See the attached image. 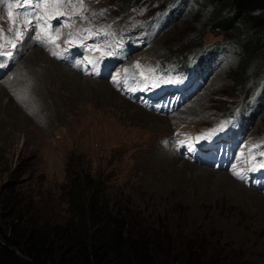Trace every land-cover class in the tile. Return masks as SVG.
Masks as SVG:
<instances>
[{"label":"rangeland","instance_id":"rangeland-1","mask_svg":"<svg viewBox=\"0 0 264 264\" xmlns=\"http://www.w3.org/2000/svg\"><path fill=\"white\" fill-rule=\"evenodd\" d=\"M173 1L83 0L81 6L71 0L38 9L42 0H20L10 23L7 0H0V36L12 41L15 76L0 81V189L18 200L27 217L55 223L68 216L71 185L97 184V208L129 214L156 230L168 250L167 257L156 254L161 264H179L184 254L206 264H264V195L223 171L171 157L165 148L173 132L212 128L233 105L241 111L253 104L247 98L251 86L233 87L239 61L229 46L232 34L206 28L210 9L200 8V0H187L180 15L168 13ZM55 15L70 17L73 30L88 35L98 28L123 35L153 22L156 30L164 26L132 55L144 66L173 59L188 43L189 51L219 41L226 49L213 58L188 105L166 118L51 59L52 45L40 36L45 25L37 17ZM65 31L60 26L56 34ZM256 115L249 144L264 142V107Z\"/></svg>","mask_w":264,"mask_h":264},{"label":"trees","instance_id":"trees-1","mask_svg":"<svg viewBox=\"0 0 264 264\" xmlns=\"http://www.w3.org/2000/svg\"><path fill=\"white\" fill-rule=\"evenodd\" d=\"M206 7V28L233 36L229 46L239 61L234 90L251 86L250 94L264 86V0H200V8ZM185 48L180 56L191 51L189 43ZM83 184L70 186L68 216L55 223L27 217L18 200L0 189V264H161L155 256L167 257L168 250L165 242L159 245L156 230L137 218L130 220L129 214L116 216L97 208V184ZM184 255L175 262L206 264Z\"/></svg>","mask_w":264,"mask_h":264},{"label":"snow or ice","instance_id":"snow-or-ice-1","mask_svg":"<svg viewBox=\"0 0 264 264\" xmlns=\"http://www.w3.org/2000/svg\"><path fill=\"white\" fill-rule=\"evenodd\" d=\"M69 2H71V0H42V4H41V3H37V4L35 5V7L39 9V8H41L42 6H47V5H59V4H61V3H69ZM79 3H80L81 6H82V4H83V0H79ZM13 7H15L14 4L9 5V11H8V14H7L10 23L13 22V21H12V18H13V12H12V10H11ZM61 14H62V13H61ZM101 14H102V13H101ZM45 15H47V11L45 12ZM16 16L19 17V16H20V13H16ZM37 21H43L44 24H47V23H48V21L45 19L44 16H39V17H37ZM30 23H32V21H28V20L25 21V25L30 24ZM8 31H9V32H12V33H13L15 36H17V37H21V36L23 35L22 32H20V31H18V30H14L13 28H9ZM2 34H3V29L0 28V35H2ZM7 43L11 44L12 41H11V40H8ZM12 47L14 48L15 45L13 44ZM12 54H13V53H12L11 51H7V50H5V44H4V42L0 41V58H2V57H8V58H10V57L12 56ZM111 54H112L111 52L106 53V55H111ZM53 55H57V53H53ZM89 63H93V61L90 60ZM5 66H6V65H5L4 63H0V68H3V67H5ZM135 67H136V68H139L140 65L137 64V65H135ZM125 71L127 72V70H125ZM149 71H151V70H149ZM141 75H144V73H141ZM148 78H149V77H147V76L145 77V79H148ZM165 82H166V83H172L173 81L169 80V81H165ZM151 86H152V87H156L157 84H156L155 82H153ZM145 87H148V85L146 84ZM226 124H227V122H222L217 128L213 129L211 132H208V133H204V134H202V137H197V140H199V139H201V138L206 139V138H208V137L214 135L216 132L223 131L224 128H225V126H226ZM179 143H180L181 146H183V145L185 144V141H180ZM257 146H258V145H253V147H257ZM191 150H192V148L189 147V151H191ZM249 155H250V160L253 162L252 165H251L252 169H255V168H257V167H259V168H264V160H261L260 163H259L258 165L254 163L256 158H255L254 155L251 154V149L249 150ZM260 155H261L262 157H264V152L260 153ZM242 156H243V154H242ZM233 167H234V169H235L236 166L234 165ZM233 175L237 176V178H239V179H242V180L245 179V174L242 173V172H240V171H234V172H233Z\"/></svg>","mask_w":264,"mask_h":264},{"label":"bare ground","instance_id":"bare-ground-1","mask_svg":"<svg viewBox=\"0 0 264 264\" xmlns=\"http://www.w3.org/2000/svg\"><path fill=\"white\" fill-rule=\"evenodd\" d=\"M33 42V41H32ZM31 46V45H30Z\"/></svg>","mask_w":264,"mask_h":264},{"label":"clouds","instance_id":"clouds-1","mask_svg":"<svg viewBox=\"0 0 264 264\" xmlns=\"http://www.w3.org/2000/svg\"><path fill=\"white\" fill-rule=\"evenodd\" d=\"M177 55H179V54H177Z\"/></svg>","mask_w":264,"mask_h":264}]
</instances>
